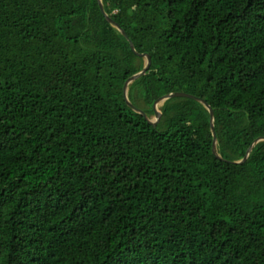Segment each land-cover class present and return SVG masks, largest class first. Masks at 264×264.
I'll use <instances>...</instances> for the list:
<instances>
[{
  "label": "trees",
  "instance_id": "16d2710c",
  "mask_svg": "<svg viewBox=\"0 0 264 264\" xmlns=\"http://www.w3.org/2000/svg\"><path fill=\"white\" fill-rule=\"evenodd\" d=\"M101 3L151 59L129 88L207 101L219 157L202 102L127 105L98 0H0V264H264V140L232 162L264 137V0Z\"/></svg>",
  "mask_w": 264,
  "mask_h": 264
},
{
  "label": "water",
  "instance_id": "95a60500",
  "mask_svg": "<svg viewBox=\"0 0 264 264\" xmlns=\"http://www.w3.org/2000/svg\"><path fill=\"white\" fill-rule=\"evenodd\" d=\"M98 2H99L100 10H101V12L103 13V15L105 16V18H106L109 22H111V23H112V24H113V25H114V26H115V27H116V28H117V29H118V30H119V31H120V32H121V33H122L127 39H128L131 50H132L133 52H135L136 54L140 55V56H143V55H144V56L146 57V60H147V61H146V64L143 66V68H142L140 71H138V72L134 73L133 75H131V76H130V77L124 82V85H123V97H124L125 102L127 103L128 106L132 107L135 111H137V112H139L140 114H142L145 118H147V120H148L149 123H151L152 125H154V124H156L157 120L152 121L151 119H149V118L147 117L146 113H145L142 109L136 107L135 105H133V104L128 100V97H127V94H126V86H127V84H128L130 81L135 80L137 77H139L140 75L144 74V73L147 71V69H148V67H149V65H150V62H151L150 56H149L148 54H146V53H140V52H137V51L135 50L134 45H133L132 41L130 40V38L128 37V35L126 34V32H125L124 30H122L121 27H120L117 23H115V22L113 21V19H112L110 16L107 15V13L104 11V8H103V6H102L101 0H98ZM172 96H184V97L193 98V99H195V100H198V101L202 102L203 105L208 109V111H209V116H210V128H211V131H212V134H213V138H212V140H213V152L216 154L215 140H214V139L216 138V135H215L214 124H213V118H214V117H213V110H212L211 106L208 104V102L205 101L204 99H202V98H200V97H197V96H195V95H193V94L186 93V92H182V91H175V92L166 93V94H164V95L158 97V98L153 102V110H154V112H155L157 118L160 116V112L157 110L156 103L159 102L160 100L163 101V100H165V99H167V98H169V97H172ZM260 140H264V137H257V138H255L254 141L252 142L251 146L248 148V150H247L245 156H244L241 160H239V161H232V162H237V163H239V162L244 161V160L246 159V157H247L249 151L251 150L252 146H253L254 144H256L258 141H260ZM216 155H217V154H216ZM217 156H218V155H217ZM218 157H219V156H218Z\"/></svg>",
  "mask_w": 264,
  "mask_h": 264
},
{
  "label": "rangeland",
  "instance_id": "374dc122",
  "mask_svg": "<svg viewBox=\"0 0 264 264\" xmlns=\"http://www.w3.org/2000/svg\"><path fill=\"white\" fill-rule=\"evenodd\" d=\"M146 57L143 55V56H140V59L138 61V67L140 68H143V66L146 64ZM132 83V81H130L127 86H126V94H127V97H128V93L129 91L133 94V97L135 98L136 102H137V107L142 109V110H145L146 112H148V118L151 119L152 121H155L157 120L156 123H161L162 121V112L160 110V105L163 103L162 100H160L159 102L156 103V107H157V110L160 112V116L157 118L154 110H153V102L156 100H153V102H150V101H147L144 96H143V91H142V88L141 86L139 85H133L129 88V85ZM162 96V95H161ZM128 100L130 101L129 97H128ZM135 105V106H136ZM194 139H196V136H194ZM252 203L250 201H248L247 199H243V205L245 206H250Z\"/></svg>",
  "mask_w": 264,
  "mask_h": 264
}]
</instances>
